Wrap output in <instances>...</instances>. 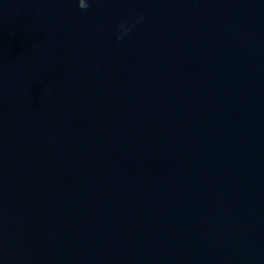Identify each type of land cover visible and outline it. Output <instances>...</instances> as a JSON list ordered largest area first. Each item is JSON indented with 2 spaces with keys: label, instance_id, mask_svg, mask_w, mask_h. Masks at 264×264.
<instances>
[{
  "label": "water",
  "instance_id": "95a60500",
  "mask_svg": "<svg viewBox=\"0 0 264 264\" xmlns=\"http://www.w3.org/2000/svg\"><path fill=\"white\" fill-rule=\"evenodd\" d=\"M87 3L0 0V264H264V0Z\"/></svg>",
  "mask_w": 264,
  "mask_h": 264
},
{
  "label": "clouds",
  "instance_id": "9594fccd",
  "mask_svg": "<svg viewBox=\"0 0 264 264\" xmlns=\"http://www.w3.org/2000/svg\"><path fill=\"white\" fill-rule=\"evenodd\" d=\"M78 7H80L81 9H87L89 7V4L87 3V0H78ZM121 28L123 31L121 35L117 37V39H120V40L123 39L124 34H126L127 32V29L124 28L123 23L121 24Z\"/></svg>",
  "mask_w": 264,
  "mask_h": 264
}]
</instances>
